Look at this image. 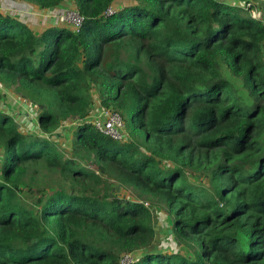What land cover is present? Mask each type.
Segmentation results:
<instances>
[{"label":"trees","instance_id":"1","mask_svg":"<svg viewBox=\"0 0 264 264\" xmlns=\"http://www.w3.org/2000/svg\"><path fill=\"white\" fill-rule=\"evenodd\" d=\"M22 1L85 22L0 12V91L41 130L0 112V264H264V7ZM159 212L187 254L156 247Z\"/></svg>","mask_w":264,"mask_h":264},{"label":"rangeland","instance_id":"2","mask_svg":"<svg viewBox=\"0 0 264 264\" xmlns=\"http://www.w3.org/2000/svg\"><path fill=\"white\" fill-rule=\"evenodd\" d=\"M223 1L229 2L231 4L235 2V0H223ZM261 1L264 3V0H257L255 5L264 7ZM68 4L69 3L64 4L62 7H59L55 10H49L46 13V15H48L47 17H49V21L52 22L53 20V21L58 22L56 18L58 17L60 13H62L63 11H67L66 9L70 8L69 6H67ZM260 11L264 12V8ZM37 22L39 23L40 27H37V26L32 27L34 30H37L39 31V33H41L42 31L47 29V27H45L46 24L44 21L42 22V20H39ZM52 23H55V22H52ZM0 93H1V96L4 97L3 102L0 104V107L3 110H5L6 112H9L13 117H15V119H18L19 123L22 125L23 128L25 127L28 130H31V131L35 130L36 132L41 133V130H39V127L37 125V116H36L35 109H32L33 111H31L30 109H28L29 107L22 105L21 101H18V98L16 97L15 93L10 90H7V91L3 90V91H0ZM95 113L99 114L97 116V118H99L100 113L98 111H95ZM64 137H62L61 141L66 144L68 143L70 144L71 143L70 140L72 139L71 127L69 128L68 137H65V138ZM66 138H68L69 141H67ZM119 193H120L119 194L120 196H133L132 193H130V191L126 189H121ZM27 197L29 198L31 196L28 195ZM28 203H30L29 199H28ZM155 227L157 229L156 247H158L159 249H165L168 252H176V253H183V254L188 253V250L185 245H182V244L179 245L176 240H174L172 237H169L171 234L170 231L172 230L170 229L169 219L165 212H159L155 215Z\"/></svg>","mask_w":264,"mask_h":264},{"label":"built area","instance_id":"3","mask_svg":"<svg viewBox=\"0 0 264 264\" xmlns=\"http://www.w3.org/2000/svg\"><path fill=\"white\" fill-rule=\"evenodd\" d=\"M67 11H63L56 18L59 23L66 25L67 27L73 28L75 30L81 29L85 19L84 17L74 9H66ZM115 13V9L111 8L108 10L107 15H113ZM98 129L103 132L105 135L110 136L115 140H122L127 134L124 131V123L119 114H113L104 121L102 117L98 119ZM137 261L136 256L134 255H125L121 264H133Z\"/></svg>","mask_w":264,"mask_h":264},{"label":"crops","instance_id":"4","mask_svg":"<svg viewBox=\"0 0 264 264\" xmlns=\"http://www.w3.org/2000/svg\"><path fill=\"white\" fill-rule=\"evenodd\" d=\"M0 12L6 15L19 18L20 20H23L28 23L31 27H40L39 23L37 22L39 20H42V22L44 21L46 24L45 27L47 28L52 24V22H55L53 20L52 22L49 21V17H47L48 15H46V13L48 12L47 10H40L38 7L22 0H0ZM3 98L4 97H1L0 104L3 102ZM0 112H4L11 115L9 112H6L1 107ZM16 121H18V119H16Z\"/></svg>","mask_w":264,"mask_h":264},{"label":"water","instance_id":"5","mask_svg":"<svg viewBox=\"0 0 264 264\" xmlns=\"http://www.w3.org/2000/svg\"><path fill=\"white\" fill-rule=\"evenodd\" d=\"M170 233H172V231H170Z\"/></svg>","mask_w":264,"mask_h":264}]
</instances>
